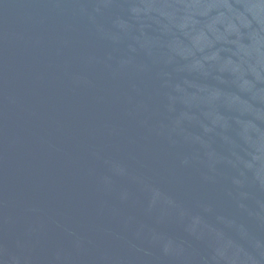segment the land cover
Masks as SVG:
<instances>
[{
    "label": "water",
    "instance_id": "95a60500",
    "mask_svg": "<svg viewBox=\"0 0 264 264\" xmlns=\"http://www.w3.org/2000/svg\"><path fill=\"white\" fill-rule=\"evenodd\" d=\"M0 264H264V0H0Z\"/></svg>",
    "mask_w": 264,
    "mask_h": 264
}]
</instances>
